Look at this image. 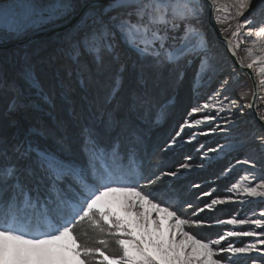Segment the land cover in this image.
<instances>
[{"label":"snow or ice","instance_id":"snow-or-ice-1","mask_svg":"<svg viewBox=\"0 0 264 264\" xmlns=\"http://www.w3.org/2000/svg\"><path fill=\"white\" fill-rule=\"evenodd\" d=\"M204 2L213 11H219L215 5L220 0ZM256 4L261 6L259 11L264 13V0H224L223 10L228 12L230 6L235 10V17L249 12L244 22L232 32L233 37H241L243 29L256 25L252 18L253 13L258 11L253 7ZM203 10L204 4L198 0H109L106 5L93 6L83 18V27L71 37L72 53L77 56L93 54L101 65L107 55L119 65L121 71L130 66L146 85L154 73L168 67L179 68L181 61L191 62L190 57L204 55L206 37L199 28ZM245 34L256 38L250 41L252 47L247 49L250 62L246 67L253 69L255 66L260 77L255 88H260L264 86V55H252V52L256 49L264 53V22L247 28ZM244 42L240 39L235 48L239 49ZM129 53L135 55L131 65L128 63ZM241 65L244 66L243 62ZM201 67H204L203 62ZM228 85L229 80H223L217 95L224 94L227 98L225 89ZM248 95L242 92L241 99ZM251 95L255 97L256 91L252 90ZM260 99H264V96ZM232 105H237L235 99ZM210 107L204 104L192 111L199 112ZM243 107L252 108L253 105H243L241 111ZM256 114L264 121V114L259 111ZM111 129L112 125L108 124L103 130L95 127L83 130L82 159L68 158L39 147L32 149L30 146L22 151L20 146H14L21 156H30L35 152L36 167L28 169L32 178L31 187L20 181L19 169L14 166L0 170V264H221V260L214 258L219 253L227 252L237 257L262 251L255 244L238 247L230 243L227 247L215 249L213 245L221 244L224 237L205 242L196 234L186 231L185 226H200L202 221L182 217L177 209L171 208L166 200L158 199L149 190L160 177L148 178L144 184L136 179L135 162L129 159L125 163L119 142L113 141L111 145L103 142L105 133ZM257 140L264 146V134L258 136ZM109 160L111 164L106 163ZM238 163L255 166L248 159ZM175 174L163 173L166 176ZM68 180L74 185L72 196L67 195L62 187ZM234 187L249 197L264 196V191L258 190V187L242 188L240 184ZM259 187L264 188V185ZM114 193L134 198L128 202L125 211L135 209L136 223L145 230L148 228V217L140 212L139 201H146L157 212L165 213L164 222L170 221L169 232L175 230V235L168 236L167 246L162 238L157 243L151 238L137 236L131 223L121 218L113 210V202L106 199ZM224 202L213 199L207 207ZM261 215L264 216V213ZM41 218L54 221L49 223L47 231L39 232L32 227ZM152 223L158 231L161 229L160 219H154ZM218 223L236 225L249 221L232 218ZM253 223L260 225L261 221ZM82 228L85 230L80 231ZM88 230L96 235L89 238ZM255 235L257 233L254 231L229 230L226 233L227 237ZM110 236L118 238L117 243L122 250L120 254L108 250L107 237ZM261 243L264 244V241Z\"/></svg>","mask_w":264,"mask_h":264},{"label":"rangeland","instance_id":"rangeland-1","mask_svg":"<svg viewBox=\"0 0 264 264\" xmlns=\"http://www.w3.org/2000/svg\"><path fill=\"white\" fill-rule=\"evenodd\" d=\"M86 1L88 0H0V44L16 42L36 32L60 26L69 20ZM108 2L109 0L105 1L103 5ZM198 2L204 4L199 23V28L206 37L204 55L190 57L191 62L181 61L179 68L168 67L154 73L157 76L153 74L146 85L137 80L134 71H128L125 76L124 91L134 80L139 93H150L153 100L151 116L143 118L136 115L134 118L141 120L147 126L151 139L161 140L164 133L168 134L164 145L152 149L154 158L150 163L151 171L144 183L148 178L160 177L157 184L149 190L153 191L158 199L166 200L167 204L177 209L182 217L202 221L200 226H185V230L196 234L197 238L209 242L224 237L221 244L213 245L215 249L227 247L231 243L238 247L255 244L257 249L262 250L237 257L227 252L219 253L214 258L221 260V264H237V262L238 264H264V244L261 243L264 241V216L261 215L264 213V196L249 197L234 187L240 184L242 188L258 187V190L264 191V188L259 187L264 185V146H261L257 140V137L264 132L255 122L250 108L243 107L241 111V106L250 103L251 100L252 87L248 76L236 69L226 55L222 44L209 30L206 23V4L203 0ZM215 7L219 8V11L212 10L213 23L217 32L221 37L229 40L241 64L249 54L247 49L252 47L250 41L256 39L255 36L248 37L245 34L247 28L264 22V13L259 11L261 6L258 4L253 6L258 9L252 17L256 25H248L242 30L239 38L233 37L232 32L238 24L244 22L249 12H245L244 16L235 17V10L230 6L228 12L223 10L224 0H220ZM92 9L93 7L89 8L73 28L60 35L33 43L28 47L0 52V122L5 118L6 120L17 118L20 113L18 110L29 108V105L37 103L36 100H31L25 104L27 99H24L21 94L24 85L32 89L37 87L34 81L36 73L41 72L44 77L49 75V83L53 84L55 89L53 79L58 74L56 68L73 66L81 55L88 59L94 58V55L89 53L74 55L70 43L71 37L83 27V18ZM218 20L225 22L220 23ZM240 39L245 42L236 49L235 44ZM253 52L264 55L256 49H253ZM109 59L111 58L104 57V62ZM134 59L135 55L129 53V62L131 63ZM117 66L113 73L117 71L116 75H120L119 65ZM251 73L253 74V71ZM225 79L229 80V85L225 89L227 98L224 94L217 95ZM18 80H20L19 83ZM33 90L34 93L39 92L38 88ZM242 92H247L249 95L241 99ZM60 95L65 96L62 93ZM233 99L237 101L236 106L232 105ZM63 101L66 105V100ZM129 104H125L122 109L128 111ZM204 104H209L211 107L199 112L192 111ZM5 105L8 106L7 114L2 108ZM148 106L150 107L149 104ZM119 107L121 109V105ZM221 108L223 110H220ZM256 108V111L264 114V99L259 98L256 101ZM112 109L115 112L119 110L116 106H112ZM206 117L209 118L205 119ZM197 120L201 123L196 124ZM43 123L40 124L43 125ZM151 147L152 145L148 143L147 150ZM245 159L253 161L255 166L251 163H238ZM184 164L188 167H181ZM165 172L176 174L166 176L163 175ZM106 199L113 202V210L121 218L131 223L132 230L137 236L151 238L157 243L162 238L167 246L168 236L175 235V230L169 232L168 222L170 221L164 222L165 213L157 212L146 201H139L138 204L143 216L148 217L147 230L137 225L135 209L131 212L125 211L133 197L114 193ZM213 199H222L225 202L208 208L207 205L211 204ZM232 218L246 219L249 223L236 225L218 223L220 220ZM42 219L44 218L32 225L39 232L48 230L47 223L44 224ZM154 219L162 221L159 231L152 223ZM256 220H260L261 224L253 223ZM229 230L254 231L257 235L227 237L226 233ZM175 238L179 239V236ZM107 239L108 250L114 254H120L122 250L117 243L118 238L110 236Z\"/></svg>","mask_w":264,"mask_h":264},{"label":"trees","instance_id":"trees-1","mask_svg":"<svg viewBox=\"0 0 264 264\" xmlns=\"http://www.w3.org/2000/svg\"><path fill=\"white\" fill-rule=\"evenodd\" d=\"M105 57L108 56L105 55ZM128 63L131 65L129 60ZM117 67L111 59L99 65L96 59H88L81 55L73 66L56 68L58 74L53 79L55 89L53 84L49 83V75L44 77L41 72L36 73L34 81L39 92L34 93L33 89L36 88L32 89L24 85L21 94L24 99H27L25 104L31 100H36L37 103L29 105V108L18 110L20 113L17 118L7 120L5 118L0 122V170L14 166L19 169L20 181L31 187L32 178L28 174V169L36 167L35 152H32L30 156H21L14 150V146H20L22 151L29 149L30 146L32 149L39 147L42 150L58 152L68 158L82 159L83 130L86 127L103 130L106 125L111 124L112 129L105 133L103 142L108 145H111L113 141L119 142L125 163L129 159L134 160L136 179L143 184L151 171L150 163L154 158L152 149L164 145L168 134L164 133L161 140L151 139L147 126L141 120L134 118L136 115L143 118L151 116L153 100L150 93H139L134 80L124 91L125 84L123 86L122 84L125 76L128 71L133 70L129 66L127 70L121 71L119 67L120 75H116L117 71L113 73V70ZM61 93L65 96L62 97ZM63 100H66V105L63 104L65 102ZM127 101L130 104L125 103ZM123 102L129 104L128 111L122 109L125 105ZM112 106H116L119 110L115 112ZM2 108L7 114L8 106L5 105ZM41 122H44L43 125L40 124ZM148 143L152 145L149 150H147ZM104 162L101 161V163ZM106 163L111 164V161ZM62 187L66 189L67 195H74L72 181H66ZM88 231L89 238L96 235L91 230Z\"/></svg>","mask_w":264,"mask_h":264},{"label":"water","instance_id":"water-1","mask_svg":"<svg viewBox=\"0 0 264 264\" xmlns=\"http://www.w3.org/2000/svg\"><path fill=\"white\" fill-rule=\"evenodd\" d=\"M107 0H88L85 3H83L79 9L75 12V14L66 22L61 24L60 26L52 27L44 31L36 32L22 40L16 41V42H11V43H6V44H0V52L8 51V50H13V49H18L22 48L25 46H28L30 44L57 36L59 34L64 33L65 31H68L69 29L73 28L84 16L86 11L89 8H92L93 6H99L103 5L104 2ZM204 2V0H203ZM205 3V2H204ZM206 4V23L208 25L209 30L212 32L214 37L222 44L224 47L226 55L230 58V60L234 63V66L236 69H238L240 72L244 73L245 75L248 76L252 90H256L255 85L256 82L254 80L253 74L251 71L246 68L245 66H242L238 58L233 51L232 47L230 46L229 40H227L224 37H221L220 34L217 32V29L213 23V15H212V10L213 8L210 7L207 3ZM256 96L253 97L251 95V100L250 103L253 105L252 108H250L251 114L254 117L255 122L259 125L260 129L264 132V122L259 119L257 116V111H256Z\"/></svg>","mask_w":264,"mask_h":264},{"label":"bare ground","instance_id":"bare-ground-1","mask_svg":"<svg viewBox=\"0 0 264 264\" xmlns=\"http://www.w3.org/2000/svg\"><path fill=\"white\" fill-rule=\"evenodd\" d=\"M79 23V22H78ZM60 35V34H59ZM231 44V43H230ZM31 45V44H30ZM231 46V45H230ZM26 47H28V46H26ZM232 47V46H231ZM22 50V49H21ZM8 51H10V50H8ZM5 53V52H4ZM252 55H261V53L260 54H256V52H252ZM250 62V57H249V54L247 55V57H246V60L245 61H243V65L246 67V64L247 63H249ZM19 66V65H18ZM247 68V67H246ZM254 69V70H253ZM251 71H253V74H254V77H255V82H256V84H259V79H260V77H259V75H258V73H257V70H255V66H254V68H253ZM27 74V73H26ZM123 85V84H122ZM252 87V86H251ZM123 88V87H122ZM256 99L258 100L262 95H264V86H262V87H260V88H256ZM121 94V93H120ZM116 97V96H115ZM257 109V108H256ZM93 111V110H92ZM118 113H120V111L118 112ZM90 114V113H89ZM140 114V113H139ZM148 115V114H147ZM131 119V118H130ZM264 122V121H263ZM264 134V133H263ZM12 144H14V143H12Z\"/></svg>","mask_w":264,"mask_h":264}]
</instances>
